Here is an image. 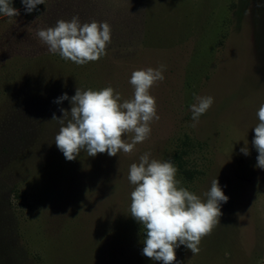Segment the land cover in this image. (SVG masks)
I'll use <instances>...</instances> for the list:
<instances>
[{
  "label": "rangeland",
  "instance_id": "1",
  "mask_svg": "<svg viewBox=\"0 0 264 264\" xmlns=\"http://www.w3.org/2000/svg\"><path fill=\"white\" fill-rule=\"evenodd\" d=\"M12 3L19 15H0V264H162L142 254L144 230L130 215L129 167L145 152L170 159L179 186L202 200L215 178L229 197L199 254L181 245L173 264H264V169L252 146L264 0H45L31 13ZM73 16L111 25L107 55L81 66L49 52L37 30ZM160 65L150 137L131 154L66 160L51 119L71 104L54 100L108 86L130 99L132 72ZM193 93L214 98L195 127Z\"/></svg>",
  "mask_w": 264,
  "mask_h": 264
},
{
  "label": "clouds",
  "instance_id": "2",
  "mask_svg": "<svg viewBox=\"0 0 264 264\" xmlns=\"http://www.w3.org/2000/svg\"><path fill=\"white\" fill-rule=\"evenodd\" d=\"M26 13H31L45 0H21ZM0 15L14 17L19 11L13 7L12 0H0ZM39 40L47 45L52 54H58L63 60L85 65L100 60L107 55L106 47L111 43V25L95 20L81 23L78 16L70 20L59 19L55 26L40 28L36 32ZM165 65L159 68L134 70L129 83L133 87L130 99H123L111 86L100 90H81L69 98L67 93L54 100L60 104L69 100L70 111L61 108L63 113L56 120L59 131L55 136V145L68 161H72L85 151L87 156L95 157L99 153L116 156L118 153L131 154L138 143L150 137L151 123L160 119L157 114L156 99L150 95V89L164 80ZM191 104L193 127L202 114L211 107L214 98L197 96L193 93ZM258 123L254 126L252 146L257 151L256 168L264 169V104L257 113ZM70 116V118H69ZM131 134V141L122 137ZM245 156L249 155L248 142L240 148ZM145 152L139 162L129 167L128 180L134 186L131 191L130 215L143 227L142 254L162 264L176 262V249L181 245L190 250L193 256L200 252L203 237L212 233L220 224L221 204L229 199L219 185L218 179L201 199L194 192L180 187L176 179L178 169L172 161L150 158ZM178 264V262H177Z\"/></svg>",
  "mask_w": 264,
  "mask_h": 264
},
{
  "label": "trees",
  "instance_id": "3",
  "mask_svg": "<svg viewBox=\"0 0 264 264\" xmlns=\"http://www.w3.org/2000/svg\"><path fill=\"white\" fill-rule=\"evenodd\" d=\"M13 1H15V0H12V2H13ZM25 71L29 73V72H30V68L27 67V68L25 69ZM39 76H43V75H39ZM26 80H27V83L29 84V83H30L29 77H28V79H26ZM26 80H25V81H26ZM47 87H48V85L46 84V85H45V88H47ZM48 89H49V87H48ZM35 91H37V90H35ZM1 92H5V90H2ZM41 103H43V102H41ZM45 104H46V102H45ZM13 164H14V162H13ZM13 164H12V165H13Z\"/></svg>",
  "mask_w": 264,
  "mask_h": 264
}]
</instances>
